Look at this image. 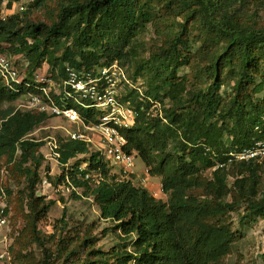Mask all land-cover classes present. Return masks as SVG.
Here are the masks:
<instances>
[{"label":"trees","instance_id":"trees-1","mask_svg":"<svg viewBox=\"0 0 264 264\" xmlns=\"http://www.w3.org/2000/svg\"><path fill=\"white\" fill-rule=\"evenodd\" d=\"M19 1L10 0L9 6ZM263 9L264 0H58L51 22L20 13L0 18V54L25 58L15 60L18 83L0 75V190L7 191L12 219L22 225L11 251L13 264L28 259L30 244L42 251L43 264H228L233 245L243 238L235 230L234 209L245 206L243 222L264 219V158L218 167L230 152L264 139V26L256 24ZM148 27L155 37L149 57L129 72L124 63L136 61L132 44L139 45ZM45 63L57 83L67 66L88 71L114 63L133 82L143 80L141 91L126 88L119 97L137 112L132 127L121 132L127 150L161 178L167 202L145 186L119 180L104 154L84 141L69 140L58 149L63 165L89 154L88 172L101 175L95 186L84 177L73 176V182L95 197L102 218L115 222L119 237L130 241L113 249V263L91 248L95 223L57 240L68 227L64 218L49 234L40 227L56 202L37 193L44 142L31 135L56 116L14 102L43 94L48 84L37 76ZM50 94L76 107L87 123L102 116L91 100L75 103L55 90ZM155 101L161 105L156 115L150 112ZM13 178L18 183L24 178L27 202L20 205L21 214L7 186ZM77 248L94 258L80 257Z\"/></svg>","mask_w":264,"mask_h":264},{"label":"rangeland","instance_id":"rangeland-1","mask_svg":"<svg viewBox=\"0 0 264 264\" xmlns=\"http://www.w3.org/2000/svg\"><path fill=\"white\" fill-rule=\"evenodd\" d=\"M57 2L58 0H45L43 4L36 5L35 0H21L14 7L5 5L2 6V10L5 15H12L16 13H20L26 15L33 20L36 21H45L51 22L55 17L57 10ZM23 6V9H22ZM24 17V16H23ZM252 22V21H251ZM257 26H264V9L259 14ZM152 27H148L144 33L139 36V45L137 42H133L132 48L135 47L136 54L135 60L133 62L125 61L124 66L129 70V72L134 73L136 66L138 65V61L149 57L150 48L154 43L155 37L154 33L151 29ZM8 46V44H5ZM197 47L198 45L195 44ZM64 45L60 48L56 49V54L60 55L63 51ZM9 57L12 60H24L23 56L10 54L7 52ZM27 65V64H25ZM42 70H40V76L46 77L44 75H51L52 67L49 64H44ZM187 69L183 68L180 71L182 75ZM26 76V75H25ZM22 77L24 74L22 73ZM146 81V80H145ZM143 82V80H142ZM142 82H137L136 87L140 88V91L143 88ZM53 87L60 91L59 88L53 85ZM148 89V85L144 84V89ZM166 101H168L166 99ZM14 104L21 108H26L27 105V97L22 96L17 102ZM160 103L155 101L154 105L150 109V112H153L155 115L159 113ZM99 109V108H98ZM76 129L75 124L66 120L62 117H54L48 119L45 123L39 126L34 133H32V137L37 140H41L44 142L41 147V153L43 154L44 162L41 168V177L47 178L50 181L49 188H42L41 184L37 186L38 195H44L46 200H55V204H53L48 213V223L44 225V222L40 224L44 233H51L52 227L56 221L60 218H64L66 222H68V227L62 231L58 232L55 236V240L61 239L62 236H65L66 232L72 230L73 232H83L87 226L92 223H95L97 226L93 231L92 237H90V245L94 250H100L104 252L106 256L109 257L111 263L114 261L113 249L119 248L123 249L125 244H129L130 241L128 239L120 238L118 235V230L115 228V222L105 220L101 216V210L98 202L95 200L94 196H85L82 187L75 186L73 182V176H77L78 178H86L90 179L93 186H95L101 179V175L95 172H88V160L89 154H81L77 157L69 160L66 165L61 164L57 161L54 154V144L58 145V149L63 142L69 141L70 137L68 136V130ZM175 143L172 142L173 146ZM92 151H96V147L91 146ZM137 175L135 174L133 177V182L137 186H145L147 184L148 188L152 192L155 198L158 200H162L163 202H167L169 195L161 190V178L159 176H151L146 174L147 166L144 161L137 156L135 158ZM49 167V169L47 168ZM112 172H119L116 168L112 167ZM207 176L211 175V170L204 171ZM113 173V174H114ZM117 175V174H116ZM119 176V175H117ZM148 178L149 181L145 182L144 180ZM5 178L2 179V183L5 184ZM24 178H22L21 182L18 183L17 180H11V182H7L8 188L12 191L13 199L16 202V206L19 209V213H22L21 204L25 205L27 202L26 191H21L24 186ZM42 181V179H41ZM41 183V182H40ZM161 184V185H160ZM67 185L71 187V190L68 191ZM73 187L75 189H73ZM61 189V191L57 189ZM244 205L237 206L232 212L233 219L235 222V230L243 235V238L236 244L233 245V254L229 257L228 264H264V219H254L253 221H242V216L244 214ZM21 221H16L12 219V229H14V235H17V231L22 226ZM61 226L65 228V224L62 223ZM15 227V228H14ZM21 230V228H20ZM53 241L49 243L52 244ZM129 249H132L130 245H128ZM29 256L28 259L23 260L21 264H43L42 263V251L33 244L28 247L27 250ZM76 252L80 255V257L92 260L94 256H91L89 251H85V249L77 248ZM100 255L99 257H101ZM238 256H240V260L237 263ZM96 257L95 259H97ZM58 262V260H57ZM20 262L15 261L14 264H19Z\"/></svg>","mask_w":264,"mask_h":264},{"label":"built area","instance_id":"built-area-1","mask_svg":"<svg viewBox=\"0 0 264 264\" xmlns=\"http://www.w3.org/2000/svg\"><path fill=\"white\" fill-rule=\"evenodd\" d=\"M10 0H3L0 4V18L5 19L2 6L9 5ZM19 2H12L14 7ZM23 9V6H22ZM0 75L7 83L19 82L21 77L15 61L9 56L0 54ZM37 81L45 82L48 87H43V94L27 95L26 108L38 109L56 117H62L75 124L76 129L68 130L70 140H81L96 147L101 151L112 167L119 172H112L119 176V180H131L137 175L135 158L136 152L127 150L128 141L122 134V129H128L135 123L137 112L130 102L119 99L126 88H136V83L128 77L125 71L114 63L93 70H79L70 66L66 67V76L62 83L55 82L50 76H37ZM60 89L57 91L52 84ZM55 90L61 98H72L75 103H83L82 99L91 100L97 109L102 112L98 123H87L80 111L64 101L57 102L50 94ZM85 106V105H83ZM87 107V106H86ZM55 157L59 162L60 153L58 145L54 144ZM264 158V139L255 142L251 148L234 150L229 153L227 160L221 162L218 167L229 166L235 162H244L251 159ZM66 165V164H64ZM146 174L150 175L149 168ZM149 181L148 178L144 180ZM41 187L49 188L50 181L42 177ZM161 185V184H160ZM145 187L148 188L147 184ZM68 191L71 187L67 185ZM73 189H75L73 187ZM58 191L61 189H57ZM161 190L163 187L161 185ZM12 225V211L10 210L9 196L5 188L0 190V264H13L12 247L15 242ZM15 228V227H14ZM18 233V232H17Z\"/></svg>","mask_w":264,"mask_h":264}]
</instances>
